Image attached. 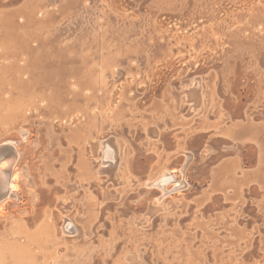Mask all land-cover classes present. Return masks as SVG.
<instances>
[{
	"label": "rangeland",
	"instance_id": "1",
	"mask_svg": "<svg viewBox=\"0 0 264 264\" xmlns=\"http://www.w3.org/2000/svg\"><path fill=\"white\" fill-rule=\"evenodd\" d=\"M212 121L264 124V0H0V264H264L261 190L202 198L259 158Z\"/></svg>",
	"mask_w": 264,
	"mask_h": 264
},
{
	"label": "crops",
	"instance_id": "2",
	"mask_svg": "<svg viewBox=\"0 0 264 264\" xmlns=\"http://www.w3.org/2000/svg\"><path fill=\"white\" fill-rule=\"evenodd\" d=\"M204 126H207L204 130ZM207 133L205 144L216 152V143L220 138L235 143H246L257 146L259 158L251 168L244 169L240 157L223 159L214 167L211 184L203 192L205 201L225 195L230 201H240L245 190L259 188L264 194V124L251 121H236L233 123L219 124L199 122V132ZM200 134V133H199ZM227 142V141H226ZM223 149L229 148L228 143L222 144ZM241 165V166H240ZM263 196V197H262ZM261 197L264 200V195ZM264 203V201H262Z\"/></svg>",
	"mask_w": 264,
	"mask_h": 264
},
{
	"label": "bare ground",
	"instance_id": "3",
	"mask_svg": "<svg viewBox=\"0 0 264 264\" xmlns=\"http://www.w3.org/2000/svg\"><path fill=\"white\" fill-rule=\"evenodd\" d=\"M101 146H102L103 150L106 153V147H107L106 142H101ZM17 158H18V153L15 151L14 147L9 142L0 145V172L8 174V176H9L10 173H11V170L13 169L14 165L16 164ZM105 163H103L104 166H102V168L100 170H98L99 174L103 173L104 169L107 167L105 165ZM5 174H3V175H5ZM146 185H148V186H150V185H158V186H161V187H165V184L162 183L161 180L158 183H156V182L152 183V182L148 181L146 183ZM15 188H16L15 185L12 183L11 180H9L8 184H7V188H6V193H5L4 196L0 197V201H2L4 198H7V197L11 196L13 191L15 190ZM165 195H166V191L164 190L163 196L158 198V200L160 201L163 197H165ZM167 195H168V193H167ZM65 225H66V223H65ZM64 233H66V231Z\"/></svg>",
	"mask_w": 264,
	"mask_h": 264
}]
</instances>
